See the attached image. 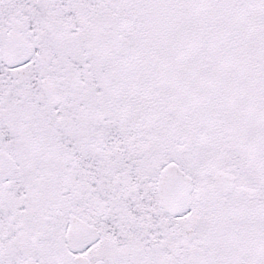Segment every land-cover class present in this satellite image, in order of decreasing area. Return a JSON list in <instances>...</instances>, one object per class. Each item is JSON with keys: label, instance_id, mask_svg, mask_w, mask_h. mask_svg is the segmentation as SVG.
<instances>
[{"label": "snow or ice", "instance_id": "6c2138e0", "mask_svg": "<svg viewBox=\"0 0 264 264\" xmlns=\"http://www.w3.org/2000/svg\"><path fill=\"white\" fill-rule=\"evenodd\" d=\"M0 264H264V0H0Z\"/></svg>", "mask_w": 264, "mask_h": 264}]
</instances>
